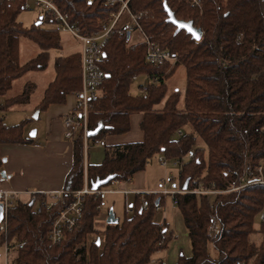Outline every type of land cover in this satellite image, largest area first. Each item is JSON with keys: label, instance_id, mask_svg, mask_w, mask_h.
<instances>
[{"label": "trees", "instance_id": "trees-1", "mask_svg": "<svg viewBox=\"0 0 264 264\" xmlns=\"http://www.w3.org/2000/svg\"><path fill=\"white\" fill-rule=\"evenodd\" d=\"M52 1L84 35L99 30L111 12L105 0ZM201 2L200 14L183 0H130L133 12H147L140 22L144 33L161 49L175 54L178 61L173 66H149L142 43L131 45L127 36L110 39L104 64L107 78L88 118L90 131L95 132L91 137L99 140L125 134L130 130V115L141 113L142 139L107 147L103 162L87 167L86 180L91 187L97 180L113 176L101 190L115 181H130L157 156L178 160L182 162L178 176L181 188L187 182L186 191L200 188L223 193L175 196L191 255L181 256L174 264H234L238 260L264 264V21L258 0ZM24 3L0 2V96L8 94L13 82L26 74L44 71L50 52L61 48L60 35L50 28L25 27L18 21L25 11ZM168 11L178 21L192 22L202 31L201 38L196 41L183 30L177 32L168 21ZM21 38L39 50L23 65L19 63ZM181 66L186 73V89L184 107L178 109V91L168 95L167 82ZM53 67L55 77L37 106L40 111L63 104L66 96L80 89L79 53L56 57ZM144 74L152 83L145 94H132L133 77ZM32 91L31 83H26L23 93L0 105V112L28 102ZM26 122L8 127L0 116V145L29 143L23 136ZM82 144L81 136L73 139L66 191L83 188ZM189 151L193 152L191 158ZM248 165L252 171L261 168V174L254 176L263 183L239 188ZM232 187L238 189L226 192ZM65 199L72 200L70 195ZM142 200L147 202L146 208ZM47 202L46 196L36 194L8 210L12 264H147L154 253L165 249L171 237L166 224L155 221V205L162 206V195H136L132 215L118 224L106 225L103 231L94 227L101 200L96 195H84L76 227L50 246L51 224L64 205L58 202L47 209ZM211 216L218 223L214 237L208 235ZM255 233L260 235L259 242L251 240ZM163 235L166 239L160 244ZM18 244L23 247L15 248ZM209 247L214 255H210Z\"/></svg>", "mask_w": 264, "mask_h": 264}, {"label": "crops", "instance_id": "crops-1", "mask_svg": "<svg viewBox=\"0 0 264 264\" xmlns=\"http://www.w3.org/2000/svg\"><path fill=\"white\" fill-rule=\"evenodd\" d=\"M258 3L264 21V0H258ZM24 12H28L30 14L27 15L26 20H18L21 24L24 22V24L31 25L35 21L36 16L38 17V13H34V11ZM67 36L71 37L70 35ZM138 37L140 38L139 35ZM78 52L79 44L77 42V50L64 56L70 55L72 53L78 54ZM53 63L54 60L51 64L52 67ZM47 68L45 70H47ZM45 70L41 71V73L45 72ZM54 77L55 72L53 73L52 79L47 83L44 90L42 91L41 97L34 104H31V98L36 89V84L35 82L27 81L26 83H31V85L33 86V91L29 97L28 102H25L23 104H16L8 111L0 112V116L3 119V123L5 124V126L11 127L21 123L22 121H27L23 129V136L24 138L30 140L29 143L0 145V159L2 160L0 166V192H14V200L16 201V203L19 200L27 201L30 196L36 194H42L46 196L48 198V202H50L53 194L64 190L66 176L72 167L73 141L66 139L64 136L65 129L63 125V119L69 112L73 110V107L75 105L74 95L70 94L66 96L65 102L63 104L49 105L43 111L37 109V106L43 97L44 91L54 80ZM17 81L18 80L14 81L13 85ZM11 91L12 89L8 94L0 96V105L4 104L8 99L16 97V95H11ZM137 126L138 121L136 123V127ZM137 128L139 129L133 131L130 118L129 132L122 135L106 136L99 139V141L105 143L104 147L93 145L91 142L87 143L86 146L82 144L84 165V183L82 189H84L85 187L91 189V187H88V183L86 180V169L88 166H97L103 162L107 147L109 148L113 146H122L125 144L141 141L142 132L140 130V127ZM179 172L180 170L178 168H169V166L162 167L158 163L157 165H151V163L149 162L146 168L143 171L136 173L130 181H115L112 184H109L108 186L102 188L101 190H98L106 191L107 193L101 200L102 204L99 209L98 216L94 220L95 229L98 231H103L105 229L106 225H108L106 223V219L110 210H112L114 217L118 220V223H120L125 217H130L132 213L130 215H127L126 208L128 207L130 210H132L136 195L142 196L147 193H152L164 196L162 194L163 190L180 189L181 186L178 179ZM168 178L173 179V181L164 184V181L166 179L168 180ZM167 198L171 200L172 205H168L162 213V223L166 224V230L171 235L173 228L170 227L169 229V224L165 222V218H169L171 219V221H175L174 214L176 216L177 214H181L177 208V205L174 204L173 197L170 195H166L163 197V199L165 200ZM121 210H123V217L120 219L117 213L119 214ZM160 210L162 209L160 208ZM174 210H176L177 213H175ZM171 221H169L170 224ZM1 238L2 237H0V264H12V250L8 252L4 250ZM102 238L103 236L97 238L96 242L98 240L100 243V239ZM169 250L170 249H167V251L164 253V256L160 255L159 259L168 260L170 258ZM159 259H155L153 263L149 261L147 264H157L158 262H163ZM170 261L173 262V259H171ZM166 264L172 263L167 262Z\"/></svg>", "mask_w": 264, "mask_h": 264}, {"label": "built area", "instance_id": "built-area-1", "mask_svg": "<svg viewBox=\"0 0 264 264\" xmlns=\"http://www.w3.org/2000/svg\"><path fill=\"white\" fill-rule=\"evenodd\" d=\"M10 2L12 0H1ZM95 0H89L93 2ZM186 1L191 8L198 9L201 14V0H183ZM130 0H105V5L111 9L109 16L100 23V28L96 32L90 35H84L80 32L79 27L70 22L69 17L62 14L52 0H25L24 10L35 11L38 13L36 19V26H45L49 24L50 29L57 34H67L75 39L79 44V57H80V89L73 93L75 98V105L73 110L69 112L63 119L64 136L66 139L73 141L76 136H81L83 144L91 142L93 145L104 147L105 143L91 137L92 132L88 126L89 113L98 103L101 97L102 87L107 78V74L104 71V64L106 62L107 54L106 48L111 38H123L129 34L128 40L131 39L133 34L140 36L142 43L145 47V62L149 66L163 67L165 65L173 66L177 63L178 58L175 54H172L168 50L161 49L144 33L141 27V20L147 16V12H133L129 7ZM33 6V9L31 8ZM142 78L138 84V95H143L147 91L148 84L152 83L151 78L144 74L141 76H135L132 79V84L136 83L137 79ZM155 80V79H154ZM180 134L179 132H177ZM193 157V152H188V158ZM159 163L162 167L171 165L172 167L181 170L182 162L178 160L167 161L163 156H159ZM261 174V168L256 167L251 170L250 165L245 169V176L243 178L242 187H246L252 184L263 183L261 180L256 179L254 175ZM173 179L168 178L165 183L172 182ZM196 184V181H193ZM238 188L232 187L226 192L236 190ZM106 191H92L90 188H84L77 191H60L53 194L51 201L46 203V208L49 209L56 203L63 204L64 207L60 213L56 216L51 224V230L49 232V244L50 246L56 245L62 241L64 233L71 231L76 227L78 220L81 218L83 196L84 195H96L102 200L105 197ZM192 193L195 195H210L215 196L223 193L219 191H203L197 188L192 191H186L183 189L177 190H163L164 196L170 195L173 197L174 204H178L176 195ZM14 192H0V204L2 206V219L0 221V237L3 238V246L6 252L10 251V245L7 240L8 233V210L16 205L14 200ZM66 195H70L72 200L69 202L65 199ZM147 202L142 200V207H147ZM160 207L155 205V212H159ZM132 210L126 208V214L130 215ZM211 223L208 228V235L214 237L218 230L217 221L211 216ZM260 220H263V215L260 216ZM166 239L163 235L160 241L162 244ZM22 244L15 246L17 249H21ZM234 264H246L242 260L236 261Z\"/></svg>", "mask_w": 264, "mask_h": 264}, {"label": "rangeland", "instance_id": "rangeland-1", "mask_svg": "<svg viewBox=\"0 0 264 264\" xmlns=\"http://www.w3.org/2000/svg\"><path fill=\"white\" fill-rule=\"evenodd\" d=\"M0 2H1V0H0ZM31 8L33 9V6H31ZM34 13H37L36 10L34 11ZM28 14H30V13L22 12L18 17V20L19 19L26 20ZM36 19H37V16H36ZM36 19L31 25L24 24L23 21H21V22H23L22 23L23 26L29 27V26H32L36 23ZM50 27L51 26H49V24L45 25V28H50ZM139 41H140V38L138 37L137 34L132 35V38L129 40L131 45L138 43ZM60 42H61V48L58 50H53L50 52L49 66H48L47 70H45V72H42V73L41 72L29 73L26 76H24L23 78H21L20 80H18L17 82H15L13 87H12L11 95L18 96L21 93H23L24 85H25L24 83H26L27 81H30V82H35V84H36V89L34 91V94L32 95V98H31L32 99L31 104H34L35 102H37L39 100L45 86L52 79L54 71H53V67L51 64H52V61L54 60V58L58 57V56H64L68 53L75 52L77 50V41L75 39L67 36V35L61 34L60 35ZM38 51H39L38 48L32 42L28 41L27 39L21 38L20 42H19V63H20V65H23L28 60L33 58L38 53ZM141 80H142V78L137 79L136 83L131 85V93L132 94L138 93L137 92V86L141 82ZM167 85H168V95H171L174 91H178V94H179L178 100L179 101L177 103V107H178V109H182L184 107L183 100H184V94H185V89H186V73H185L184 67L181 66L176 70L175 74L167 82ZM163 104H164V102H162L161 106ZM141 117H142L141 113L131 114L130 118H131V126H132L133 131H136L139 129L137 127H139ZM137 121H138V126L136 127ZM150 163H151V165H157V163L160 165L159 156H157L156 158H153L150 161ZM170 167H172V166L169 165V168ZM163 200H164L163 204L160 207L162 210H160L159 212H156V214H155V221L157 223L163 222L162 221V219H163L162 213L164 212L165 208L172 203L169 198H167L166 200L165 199H163ZM174 211H175V213H177L176 210H174ZM117 215L121 219L123 217V210H121L119 214L117 213ZM174 217H175V221H171V219L165 218V222L167 224H169V229H170V227L173 228L172 233H171V237L168 238V240H167L165 250L158 251L151 256V258H150L151 263H153L155 259L156 260L159 259L160 255L164 256V253L167 251V249H170L169 250L170 258L173 259V262L170 261L171 259L169 257H168L169 259L167 258L168 260L159 259V260H162L164 263L171 262L172 264H174L178 261V259L181 256L188 258L191 255L190 242H189V239H188V236H187L181 215L177 214V216H176L174 214ZM169 221H171V224ZM251 240H253L255 242H259L260 235L258 233H255V235L251 236ZM210 248L211 247H209L210 255H214L215 252Z\"/></svg>", "mask_w": 264, "mask_h": 264}, {"label": "water", "instance_id": "water-1", "mask_svg": "<svg viewBox=\"0 0 264 264\" xmlns=\"http://www.w3.org/2000/svg\"><path fill=\"white\" fill-rule=\"evenodd\" d=\"M169 19L168 21L173 24L176 27V31H185L187 34H189L194 40L198 41L202 36V31L198 28H195L192 24V22H184V21H178L176 20L173 15L168 11ZM129 38V34H127V39ZM95 133V132H94ZM92 133V134H94ZM114 177L108 176L103 180H97L93 184H91V190L97 191L100 187L105 186L108 184L109 181H111ZM187 188V182L183 185L182 189L186 190ZM158 205V203H156ZM2 219V206L0 204V221ZM106 223L108 225H115L118 223V220L114 217V214L112 210L108 212V217L106 219ZM97 245H99V241L96 242Z\"/></svg>", "mask_w": 264, "mask_h": 264}]
</instances>
